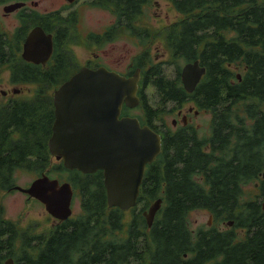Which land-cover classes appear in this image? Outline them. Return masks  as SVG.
Returning a JSON list of instances; mask_svg holds the SVG:
<instances>
[{"label":"trees","instance_id":"1","mask_svg":"<svg viewBox=\"0 0 264 264\" xmlns=\"http://www.w3.org/2000/svg\"><path fill=\"white\" fill-rule=\"evenodd\" d=\"M151 1L105 3L114 6L116 23L138 26ZM172 2L182 16L158 32L180 61L168 62L174 77L165 69L167 62L153 64L145 71L146 81H152L161 107L169 100L200 96L201 106L215 113L212 134L204 138L180 128L164 136L142 191L145 206L165 197L151 227L137 206L127 220L125 210L108 205L101 170H69L79 173L71 177L83 209L79 215L41 232L0 218V234L8 235L2 247L17 264H264V208L259 201L264 198V0H211L215 5L208 14L195 12L196 0ZM28 28L25 21L23 35ZM20 30L12 39L0 30V57L7 59L0 68L11 70V83L34 84L35 89L29 99L0 104V202L16 184L19 169L41 172L50 167L55 112L49 90L65 79L55 69L59 65L39 69L24 61L18 54ZM226 31L235 35L229 38ZM197 59L207 74L189 93L180 63ZM234 66L243 68L241 79ZM59 168L65 167L61 163ZM2 210L0 204V215ZM194 210L209 211L214 224L193 229L189 215ZM228 220L234 221L232 227L216 226Z\"/></svg>","mask_w":264,"mask_h":264},{"label":"water","instance_id":"2","mask_svg":"<svg viewBox=\"0 0 264 264\" xmlns=\"http://www.w3.org/2000/svg\"><path fill=\"white\" fill-rule=\"evenodd\" d=\"M23 5L20 2L5 9L10 11ZM53 49V35L43 27L35 26L25 40L22 56L28 61L45 64ZM206 73L207 67L199 59L185 63L181 78L186 91L193 92ZM238 77L241 79L242 75L238 73ZM139 78V72L126 77L106 67H83L61 83L53 97L55 120L48 141L50 152L67 169L85 174L101 170L108 205L123 210L137 204L146 166L153 163L162 150V137L154 129L142 126L131 116L119 118L124 103L138 105ZM108 118L114 123H104ZM15 188L40 200L60 221L73 214L74 187L69 181L61 182L43 174L29 186L16 185ZM162 202L158 199L144 211L149 227ZM212 220L211 215L208 223ZM227 225L233 226L234 221H227Z\"/></svg>","mask_w":264,"mask_h":264},{"label":"flooded vegetation","instance_id":"3","mask_svg":"<svg viewBox=\"0 0 264 264\" xmlns=\"http://www.w3.org/2000/svg\"><path fill=\"white\" fill-rule=\"evenodd\" d=\"M169 1L177 10V13L182 15L175 4H173L172 0ZM196 1V13L204 12L208 14L214 9L213 6L215 4H211V0ZM20 2L24 3L20 8L10 11L5 9L8 5ZM61 2L62 4L54 10L42 11L39 10L41 3L38 0H32L30 3L29 0H0V4H3V13L0 14V19L3 18L7 19V21H14L17 25L11 31H9L10 28L5 25L3 26L4 28H0L1 32L5 34V38L8 36V38L12 39L13 36L23 27L24 22H29V28L25 31V35H23L24 31L20 30L19 44L22 48L18 54H21V56L25 40L31 29L35 26H41L47 33L53 35L54 49L51 57L45 64L28 61L22 56L24 61L37 65L39 69L47 67L49 63L59 65L55 69L59 74V77L65 78L64 81L69 79L83 67L94 69L106 67L107 69L116 71L126 77H132L136 72H139L140 78L137 90L139 103L136 106H128L124 103L119 118L131 116L137 118L142 126L148 125L156 130L162 137V150L163 138L168 131L175 132L180 128H187V131L197 132L199 135L198 128L201 124H195V120L202 114H211V121L208 133L204 136H199L205 138L212 134V120L214 119L215 113L212 109L201 106L202 100L200 96L196 95V97L193 98H186L181 102L169 100L164 107H161L155 103V100L152 102L151 95L147 91L148 88L152 86V81H146L145 71L151 69L152 65L155 63H162L160 60L165 55V52L159 53L160 48L158 44H161L162 46L164 45L165 48L167 47L163 33L158 31L169 25H164L160 27L157 32L153 33L151 26L147 24H139L136 26L135 24L127 25L116 23L117 13L114 6L105 3V0H61ZM156 4L158 7L160 6L157 1ZM89 8L109 11L114 17L109 22L86 24L84 21L87 14H89ZM225 33L229 38L235 35V31H226ZM130 43L141 46L143 49L140 52L132 53L129 45ZM153 48L157 49L154 53V57ZM6 60V58L0 57V61ZM234 68L236 70L239 69L237 66H234ZM11 74L12 72L10 70V75ZM58 86L56 88H58ZM56 88L54 89V92ZM196 89L193 92H195ZM144 97L146 100L145 103ZM11 99L9 98V100ZM170 104L173 105L168 108V105ZM104 121V123H114V120H110L109 118ZM99 123H102V121ZM206 149H210V146H206ZM51 157H54V155L51 154ZM150 164H147L146 166L145 175L140 187V194L137 204L134 206L136 207L140 205V210H143V215L144 211L148 210L156 200L162 199V206L165 201L163 195L158 196L148 206L143 204L145 200L143 199L144 195H142V191ZM51 172L52 168L50 166L49 168H45L41 172H38L37 177L42 176L43 174L50 176ZM15 185L10 192L18 190L15 188ZM255 185L258 186V182H256ZM23 193L27 194L25 192ZM28 197L30 199L34 198L29 195ZM61 222L62 221L57 219V222L53 224V226ZM213 222L211 224L208 223L209 227L213 225ZM118 235L121 238L125 237L124 232H120ZM7 236V234H0V264H17L14 256L8 254L7 249L2 247L3 240ZM11 259L13 262L10 261ZM132 264H135V262H132Z\"/></svg>","mask_w":264,"mask_h":264},{"label":"rangeland","instance_id":"4","mask_svg":"<svg viewBox=\"0 0 264 264\" xmlns=\"http://www.w3.org/2000/svg\"><path fill=\"white\" fill-rule=\"evenodd\" d=\"M32 0H29V3ZM40 1L41 5L39 7V10L42 11H50L58 8L62 2L61 0H38ZM156 1L159 3V7L156 4ZM145 14L142 17L143 21H141V24H147L150 25L153 33L157 32L160 27L164 25H170L172 22L177 21L179 18H181L182 15L177 13V10L174 8V6L170 3L169 0H152L151 3L147 6H144ZM87 16L85 17V23L86 24H97L100 22H109L113 19L114 16L110 14L109 11L106 10H96V8H89L88 9ZM3 13V4H0V14ZM9 27V31L13 30L14 27H16V22L14 21H7V19H0V28L3 26ZM4 28V27H3ZM9 33V32H8ZM11 34V33H9ZM132 50V53L140 52L143 48L138 45H134L133 43L129 44ZM159 46V53L165 52V55L160 60L161 62H177L180 60H175L173 56L171 55V52L168 48V46L165 48V46L158 44ZM157 51L156 48H153V57L154 53ZM181 66H183L185 63L181 60ZM166 65V64H165ZM169 66V67H168ZM168 66H165V69L167 68V73L170 74L171 77L175 76L174 66L172 63H168ZM176 67V65H175ZM236 73L242 74L243 68L235 69ZM10 70L7 67L0 68V104L6 103L9 98H26L29 99L33 96V90L35 89L34 84H13L10 80ZM18 89L20 92L15 93L14 90ZM54 89L49 90L50 93L54 92ZM5 91V93H4ZM150 95L152 102L156 103V90L155 87L152 85L147 90ZM173 104L168 105V108L172 106ZM210 121H211V114H202L200 115L196 120L195 124L200 123L201 126L198 128L199 135L204 136L208 133L209 127H210ZM61 160H57L55 157H51L50 166L52 168V172L50 176L53 178L59 179L61 182H64L66 180L71 181V177L79 176V173L77 172H70L69 170L65 168H59L61 164ZM38 171L36 170H25L21 169L16 172V184L20 185L22 187H27L30 185V183L37 177ZM84 178V176H82ZM252 189V187H246V190ZM252 197L254 196L253 192L250 194ZM248 195H246L247 197ZM259 201L262 203L264 201V198H259ZM3 206V210L1 212V217L4 219L12 220L19 223V226L22 229H25L27 227H32L34 225L33 229L35 232H41L46 229H50L53 227V224L57 222V219L54 218L45 208V205L34 198L30 199L27 194H24L23 192L19 190H15L12 192H7L4 196H2L1 202ZM73 207V215L77 216L82 212L81 207V200L79 198V195L77 193V190L75 189V194L73 197L72 202ZM140 205L137 206V212L140 210ZM126 219L129 220L133 217L134 212L132 210L126 211ZM210 217V212L207 210H194L189 215L190 225L193 229H198L199 227H208V221ZM213 222V220H212ZM214 224V222H213ZM216 226L220 229L227 228L226 223H217Z\"/></svg>","mask_w":264,"mask_h":264}]
</instances>
